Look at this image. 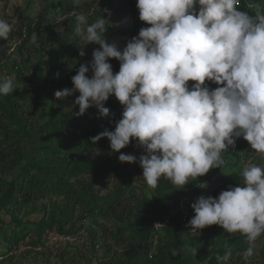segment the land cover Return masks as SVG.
<instances>
[{
	"label": "clouds",
	"instance_id": "1",
	"mask_svg": "<svg viewBox=\"0 0 264 264\" xmlns=\"http://www.w3.org/2000/svg\"><path fill=\"white\" fill-rule=\"evenodd\" d=\"M239 4L136 0L138 18L149 27H142L122 49L105 38L109 20L102 15L110 16L107 9H99L91 23L77 14L76 33L86 46L98 47L90 63L81 64L72 77L73 87L55 91V98L79 93L76 116L95 107L104 118L109 116L105 102L115 97L123 109L121 118L114 130L105 129L90 142L106 138L121 163L138 161L144 182L153 189L164 178L182 190L190 178L221 169L222 153L235 148L241 137L264 155V11L255 5L257 11L250 15ZM11 32L12 25L0 19V40ZM113 59L120 65L115 74ZM209 83L217 87L211 89ZM13 91L12 78L0 79V96ZM132 141L142 150L139 157L121 152ZM242 176V184L215 198H197L190 205L194 215L188 227L198 235L212 225L243 235L248 260L264 235V167L246 165ZM177 255L179 250L173 249L172 256Z\"/></svg>",
	"mask_w": 264,
	"mask_h": 264
},
{
	"label": "trees",
	"instance_id": "2",
	"mask_svg": "<svg viewBox=\"0 0 264 264\" xmlns=\"http://www.w3.org/2000/svg\"><path fill=\"white\" fill-rule=\"evenodd\" d=\"M105 1L107 3L105 9L110 12V16L102 15V18L109 20L105 38L111 42L113 35L109 32L112 23L115 22H122V28L117 32L120 37L127 35L128 41L136 36L142 28L136 0ZM263 4L264 0H240L238 7L239 10L254 15L257 11L255 5H259L260 10L264 11ZM61 5L62 3H58V7ZM45 11H52L51 6ZM98 13L100 15V12ZM50 18L51 20L41 14V25L37 23L31 26L21 13V22L13 28V32L20 36L24 35L23 44L33 34L42 41L41 33L45 28H51V22L56 17ZM131 21H133L132 27L129 26ZM54 37V43L46 47L40 46L38 50L37 73L42 83L39 89L40 96L35 95L30 106L39 111L35 120L44 121L40 126V132L52 130V133L47 134L48 140L58 137L68 149L75 148L77 153H61L46 148L45 152L49 151L51 157H40L26 163L18 177L14 180L5 179L4 177L22 161V143L29 135L32 125L30 119L34 114L26 115L24 104L14 100L10 94L0 96V240L5 243L7 251L31 232L36 237L37 243L45 247L48 241L46 233H50L51 227L56 225L57 234L61 236L70 234L69 231H62L63 225L53 214L47 220L42 218L33 222L19 220L16 215L22 208L58 193L80 201L81 204H84L83 196L89 195L91 205L86 207L82 215L83 220L91 219L94 222L102 218L112 222L111 228L101 227L102 244L107 245L109 242L115 246L123 244L122 254L125 253V260L105 264H200L202 262L248 264L243 253L249 247V243L239 233H226L217 225L206 227L200 231V235L189 237L191 256L184 235L189 229L188 222L194 215L190 205L197 198L200 196L215 198L229 186L235 187L243 183L240 164L242 158L250 151V145L244 139H237L235 148L222 153L225 164L221 169H210L204 176L191 180L182 190L170 191L172 188L170 181L164 178L160 179L155 189L150 188L137 178L135 170L118 160L120 153L105 154L104 150L110 148L106 138L100 139L95 144L90 142L92 137L105 129L114 130L115 122L119 120L122 111V106L115 97H110L105 102L104 107L109 109V116L104 118L99 116L95 107L88 109L83 116L77 117L79 108L74 105V101L79 93H74L66 100L55 98V91L73 87L72 77L76 75L81 64L90 63L92 55L85 51L83 57L79 55L82 49V37L79 35L72 38ZM21 51L22 49L19 48L18 54ZM109 62L113 67L115 60ZM119 67L118 62L114 72H118ZM88 76L91 77V72ZM192 83L190 82L189 86ZM209 87L214 89L217 86L209 83ZM60 129L63 135L57 133ZM121 152L131 154L130 144L125 149H121ZM81 172L91 175L90 183H81L80 191L74 190L66 178ZM109 183H112L110 194L104 199L105 201H97L93 186L107 188ZM181 201L190 207V215L185 220L180 213L177 214L178 216L174 215L178 212ZM38 209V207L34 208V210ZM3 215L9 216V221L5 222ZM155 222L162 224V235L158 234L157 237L156 254L149 258L148 254L153 247L152 241L156 236L152 225ZM226 234L227 240L223 242L222 238ZM217 243L220 244L218 248H216ZM173 249L179 250V255L172 256ZM259 252L257 255L259 264H264V244ZM64 256V253H61L59 258L64 261ZM3 260H0V264Z\"/></svg>",
	"mask_w": 264,
	"mask_h": 264
},
{
	"label": "rangeland",
	"instance_id": "3",
	"mask_svg": "<svg viewBox=\"0 0 264 264\" xmlns=\"http://www.w3.org/2000/svg\"><path fill=\"white\" fill-rule=\"evenodd\" d=\"M58 3H62V5L58 7ZM106 4L105 0H0V19H5L12 25V32L10 33L9 38L7 40H0V79L5 77L12 78L14 91L10 94L11 97L16 101L18 100L19 103L22 102L24 104L23 106L26 110V115L31 113L34 114V117L30 119L32 125L30 126L29 135L22 143V161L19 166L14 168L10 174L4 177L5 179L14 180L18 177L21 173V168L24 167L26 163L32 162L40 157H51L52 155L49 151L45 152L44 149L46 148L61 153H77L75 148L68 149L67 145L58 137L48 140L47 134L52 133V130H47V132L41 133L40 126L44 121L35 120L39 111L35 110L33 106H30V102L35 98V95L40 96L39 89L42 82L37 73V61L39 60L38 50H40V46L46 47L48 44L54 43V36L56 38L58 36L59 38H66V36L72 38L75 37V35H78L75 31L77 27L76 15L83 14L88 18L89 23L94 22L99 15V9H105ZM50 6L52 11H45L47 7L50 9ZM262 9H264V4ZM21 13L25 19L31 23V26L37 23H40L41 25V14H44L46 18L50 20V17L56 18L51 22V28H45V31L41 33L42 41H39L36 35L33 34V36L23 44L24 35L20 36L13 32V28L21 22ZM140 23L141 27H149V25H146L143 22ZM129 26H133V21H131ZM121 28L122 22L112 23L109 33L110 35H113L111 42H114L117 47L122 49L127 42V35L125 37H120L117 34ZM38 32L40 33L39 30ZM52 35L54 36L52 37ZM79 36L82 37V35ZM96 47L97 45L93 44H88L86 46V41L82 38L81 48H84L83 50L86 53L89 52L92 54L91 52L93 51V48ZM19 48L22 49L20 53L21 55L18 54ZM116 63H118V61L115 60L113 72ZM44 68L45 67L43 66V70ZM115 73L117 72H114V74ZM21 99L24 100L21 101ZM57 133L63 135L62 129ZM240 140H243V138L241 137ZM249 149L250 151L246 153V156L241 160V171H243L244 167L249 164H258L264 167V155L256 153L250 147ZM104 151L107 155H113L110 148H107V150ZM130 151L131 155L136 157H139L142 154V150L135 146L134 141L130 143ZM113 157L115 160V156ZM94 158L95 157H93V159ZM125 165L128 168L135 170L137 178L144 182L142 169L139 167L138 161L131 164L125 163ZM66 180L72 185L74 190H79L81 183H90L91 175L85 174L84 172L75 173L74 176H69ZM191 180L193 179L190 178L189 182ZM170 184L172 187L170 191L177 192L179 190L171 181ZM110 186H112V183H109L107 188H100L97 185L93 186L97 201H105L104 199L107 198L112 190ZM74 195H76V193ZM83 200L84 204H81L80 201L68 198L65 194L55 193L40 202L32 203L30 206L22 208L16 213L19 220L31 222L38 221L42 218L47 220L49 219V216L53 214L63 225L62 231H69L70 234L63 236L57 234V230H55L56 225L51 227L52 230L50 233H46L48 241L45 247H42L37 243L36 237L31 232L9 251H7L5 243L0 240V260L4 259L2 264H105L108 262L115 263L118 260H125V253L122 254V249L124 247L123 244L119 246L113 245L112 242H109L107 245L102 244L101 240L103 232L101 227L105 226L111 228L112 222H108L102 218H96L97 220L94 222H92L91 219L83 220L82 215L86 207L91 205V198L89 195H84ZM35 207H38L40 210H34ZM189 209L190 207H188L185 202L181 201L179 203L178 212H175L174 215L178 216L177 214L180 213L181 215L189 217ZM3 218L5 222L10 219L7 215H3ZM156 224L157 223H155V225ZM152 225L157 237L158 234L161 236V227H156L154 224ZM194 235L198 234L193 233L190 228L184 235L186 247L190 256L192 255V252L189 251L188 240L190 236ZM227 237V234L224 235L222 241L226 242ZM154 242L155 244L157 243L156 237H154V240L152 241L153 245ZM263 244L264 235L258 238L255 242V255L247 260L248 264H259L257 255L260 253V247ZM219 245L220 244L217 243L216 248H218ZM61 253H64L65 255L64 261L59 258ZM200 264H205V262Z\"/></svg>",
	"mask_w": 264,
	"mask_h": 264
},
{
	"label": "built area",
	"instance_id": "4",
	"mask_svg": "<svg viewBox=\"0 0 264 264\" xmlns=\"http://www.w3.org/2000/svg\"><path fill=\"white\" fill-rule=\"evenodd\" d=\"M182 219L185 220V219H188V217L186 215H182ZM155 223L162 225L160 222H155ZM155 223H154V225H155ZM159 227H161V226H159ZM155 237L157 238V235ZM155 254L156 253H155V242H154V245H153L152 249L150 250L148 256H149V258H152Z\"/></svg>",
	"mask_w": 264,
	"mask_h": 264
}]
</instances>
